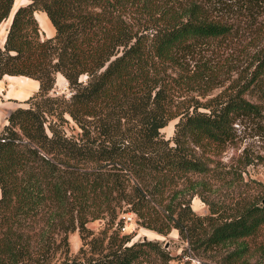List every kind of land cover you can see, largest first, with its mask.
Listing matches in <instances>:
<instances>
[{"label":"trees","instance_id":"1","mask_svg":"<svg viewBox=\"0 0 264 264\" xmlns=\"http://www.w3.org/2000/svg\"><path fill=\"white\" fill-rule=\"evenodd\" d=\"M14 2L0 0V23L10 17L0 78L23 74L39 87L0 129V264H51L59 249L65 255L53 264H168L158 239L133 240L116 227L92 235L89 219L113 221L118 211L160 234L175 228L224 264H264L263 196L226 201L212 183L239 188L213 155L239 116L259 113L244 93L264 85V50L235 90L188 97L209 94L224 73L205 46L240 27L264 34L255 12L264 0ZM35 10L46 12L53 35H42ZM57 72L69 95L52 92ZM195 195L208 213L192 209ZM75 229L83 243L68 256Z\"/></svg>","mask_w":264,"mask_h":264},{"label":"rangeland","instance_id":"2","mask_svg":"<svg viewBox=\"0 0 264 264\" xmlns=\"http://www.w3.org/2000/svg\"><path fill=\"white\" fill-rule=\"evenodd\" d=\"M26 0H15L14 7ZM264 2L262 6L255 7L257 22L264 31ZM261 10V11H260ZM9 18V17H8ZM8 18L3 20L4 30L0 34V47L3 46L2 37L6 35V23ZM254 26L243 28L240 27L236 34L227 38L214 40L203 49L205 57L213 58L218 64L224 68L218 77V86L209 90V94L201 96L197 91H188V97L204 101L208 96L216 94L221 89L226 92L243 83L249 75V67L256 52L264 50V34L259 32L257 35L253 30ZM81 79H85V75H81ZM58 85V84H57ZM65 95L70 94L68 88L60 92ZM244 96L258 105L259 113L250 116H239L234 126V136L227 141L220 152L213 155L215 162L224 169L234 174L235 181L239 188L229 190L223 187L222 183L213 178V188L217 192V197H225L226 201L232 198L243 196H264V85L259 88H251ZM24 103L23 106H27ZM7 111L0 112V129L2 126V117ZM178 116L170 119L160 131L163 136L170 138L173 135L175 122ZM250 161V162H249ZM214 164V162L212 163ZM209 199L215 200L216 196L208 194ZM191 207L198 214H206L209 212L208 204L199 196L195 195L191 199ZM124 206L122 207V209ZM130 216V218H128ZM92 235L100 234L104 231L108 232L116 227L119 232L130 233L132 239L136 240L146 234L147 238L158 239L162 249H164L170 258L168 264H224L219 260L220 256L213 251L198 254L187 241L180 237L177 229L172 228L167 234H160L156 231L146 228L138 223L137 216L132 211H118L117 217L112 221L110 216L103 218H91L86 223ZM68 256H74L79 253V249L83 243V239L77 229L68 233ZM184 248L186 250H184ZM63 250H57L52 259V263H57L65 255Z\"/></svg>","mask_w":264,"mask_h":264},{"label":"crops","instance_id":"3","mask_svg":"<svg viewBox=\"0 0 264 264\" xmlns=\"http://www.w3.org/2000/svg\"><path fill=\"white\" fill-rule=\"evenodd\" d=\"M34 14L39 22L42 35H53L55 27L46 12L43 10H35ZM9 20L10 17L7 20L6 27H8ZM4 39L5 35L2 37L1 41L3 42ZM56 78L57 83L54 84L52 92L60 93L64 91V88H67V80L60 72H57ZM38 87L39 81L36 78L23 74H4L2 78H0V112L2 110L8 111L17 105H23L26 103L24 100L36 91ZM5 115L2 117V125L7 122Z\"/></svg>","mask_w":264,"mask_h":264},{"label":"built area","instance_id":"4","mask_svg":"<svg viewBox=\"0 0 264 264\" xmlns=\"http://www.w3.org/2000/svg\"><path fill=\"white\" fill-rule=\"evenodd\" d=\"M4 30V25H2V22L0 23V34L3 32ZM128 218H130V216H128Z\"/></svg>","mask_w":264,"mask_h":264},{"label":"water","instance_id":"5","mask_svg":"<svg viewBox=\"0 0 264 264\" xmlns=\"http://www.w3.org/2000/svg\"><path fill=\"white\" fill-rule=\"evenodd\" d=\"M261 203L264 204V196H263L262 199H261ZM141 238H142V239L147 238V237H146V234H144Z\"/></svg>","mask_w":264,"mask_h":264}]
</instances>
